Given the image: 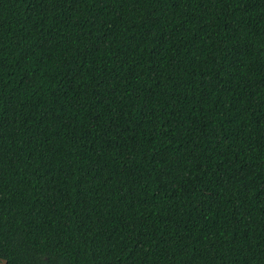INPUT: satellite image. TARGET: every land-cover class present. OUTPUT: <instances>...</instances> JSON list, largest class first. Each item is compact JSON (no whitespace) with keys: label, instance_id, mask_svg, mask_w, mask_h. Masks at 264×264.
I'll use <instances>...</instances> for the list:
<instances>
[{"label":"trees","instance_id":"1","mask_svg":"<svg viewBox=\"0 0 264 264\" xmlns=\"http://www.w3.org/2000/svg\"><path fill=\"white\" fill-rule=\"evenodd\" d=\"M264 264V0H0V264Z\"/></svg>","mask_w":264,"mask_h":264},{"label":"water","instance_id":"2","mask_svg":"<svg viewBox=\"0 0 264 264\" xmlns=\"http://www.w3.org/2000/svg\"><path fill=\"white\" fill-rule=\"evenodd\" d=\"M3 263L2 264H5V261H2Z\"/></svg>","mask_w":264,"mask_h":264}]
</instances>
